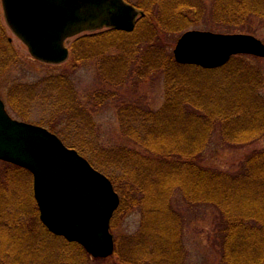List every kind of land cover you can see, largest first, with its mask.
<instances>
[{
  "label": "trees",
  "instance_id": "1",
  "mask_svg": "<svg viewBox=\"0 0 264 264\" xmlns=\"http://www.w3.org/2000/svg\"><path fill=\"white\" fill-rule=\"evenodd\" d=\"M127 1L144 13L134 31L108 29L78 38L70 48V66L76 70L94 60L100 79L110 86L123 85L132 76H163L165 102L159 109L125 100L118 105L124 136L141 150L107 149L96 139L97 153L87 154L80 129L92 121L68 77L18 84L12 92L17 111L37 101L42 89L41 100L64 116L68 129L73 126L75 145L68 146L108 176L121 197L112 231L125 209L140 211L139 230L122 242L115 239L117 264H187L183 228L188 216L173 207L177 190L189 210H215L213 235L223 264H264V150L251 154L232 174L204 163L217 137L233 148L264 135L262 59L235 56L218 69L181 65L163 37L198 27L204 0ZM212 8L213 21L226 26L240 25L250 15L264 18V0H213ZM1 16L0 5V76L16 60ZM23 115L27 118L28 112ZM40 125L60 133L52 125ZM6 164L10 169L0 173V264H88L83 247L55 236L41 222L34 194L27 189L31 173Z\"/></svg>",
  "mask_w": 264,
  "mask_h": 264
},
{
  "label": "water",
  "instance_id": "2",
  "mask_svg": "<svg viewBox=\"0 0 264 264\" xmlns=\"http://www.w3.org/2000/svg\"><path fill=\"white\" fill-rule=\"evenodd\" d=\"M10 30L30 54L47 64L70 56L67 41L104 27L133 32L143 11L125 0H1ZM264 58V43L251 34L192 30L177 41L174 58L204 69L225 66L232 57ZM0 161L33 175L40 220L93 258L115 253L111 221L120 196L110 179L46 127L11 117L0 97Z\"/></svg>",
  "mask_w": 264,
  "mask_h": 264
},
{
  "label": "rangeland",
  "instance_id": "3",
  "mask_svg": "<svg viewBox=\"0 0 264 264\" xmlns=\"http://www.w3.org/2000/svg\"><path fill=\"white\" fill-rule=\"evenodd\" d=\"M212 2L213 0H204L206 4L204 7L205 14L202 16L200 21L201 24H199L198 27L195 26L177 34L164 35L163 42L169 43L167 48L171 51L173 56L179 38L185 32L192 30L210 31L222 34H251L264 43V18L258 17L257 15H250L242 20L240 25H221L213 21ZM0 5L2 11L1 0ZM1 18L6 26V37L9 39L8 41L11 43L16 57V60L7 68V72L0 76V96L4 100L12 118L37 125H52L61 133V135L59 133L58 136L65 144L75 145L72 144L75 141L73 139L75 137L73 126H70V129H68L64 121V116L55 113L51 104L41 100L43 96L42 89L37 95L38 100L33 102L31 106L27 107L21 105V112L17 111L19 106L14 102V97L12 98V92L15 91L14 87L18 84H37L47 77H68L73 83L71 84L75 87L81 109L83 112L90 115L89 119L92 121L89 123V126L84 124L80 129V133L83 136V143L81 146L83 145L85 152L90 154L91 157L97 153V149L95 150L93 144V141L96 139L107 149L122 146L141 150L139 146L135 145L124 136L118 115V105L121 101L125 100L156 110L159 109L165 102L166 91L163 76L157 74L145 80H140L132 76L128 78L123 85L110 86L106 85L100 79L94 60L88 62V64L84 66L80 65L76 70H72L70 66L71 54L69 60L63 64H46L32 57L28 47L7 26L3 13ZM107 29L108 28H103L95 32L82 33L71 38L67 42V46L70 49L73 42L78 38L103 32ZM258 63L264 66V59L259 60ZM262 93L264 95V91ZM22 111L28 112V116H25L27 118H24ZM79 144L76 146H80ZM263 150L264 135L255 143L245 147L235 146L233 148L223 144L220 138L217 137L207 148L204 163L213 169L232 174L241 170L242 164L247 157L254 152ZM8 169H10V167L5 162L0 161V173ZM27 182L28 192L31 193L33 192V177L31 175ZM17 190L19 191L20 187H18ZM172 204L179 213L185 212L188 216V223L185 228H183L187 264H223L217 242L213 235L215 210L212 207H201L200 209L189 210L185 206L180 190L174 193ZM140 225V211L138 208L131 207L127 210L125 209L120 214L112 232L114 233L115 239L119 238L118 241L120 240V242H122L121 239L126 235L136 233ZM116 247L117 243L115 245V253ZM115 253L106 259L93 258L87 253L90 257L88 264H117L116 261L118 258L115 256Z\"/></svg>",
  "mask_w": 264,
  "mask_h": 264
},
{
  "label": "bare ground",
  "instance_id": "4",
  "mask_svg": "<svg viewBox=\"0 0 264 264\" xmlns=\"http://www.w3.org/2000/svg\"><path fill=\"white\" fill-rule=\"evenodd\" d=\"M127 1V0H126ZM128 2V1H127Z\"/></svg>",
  "mask_w": 264,
  "mask_h": 264
}]
</instances>
